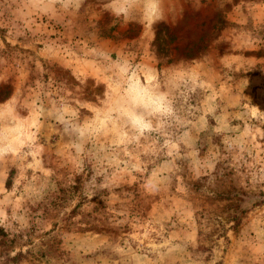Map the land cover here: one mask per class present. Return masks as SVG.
<instances>
[{
    "label": "rangeland",
    "instance_id": "374dc122",
    "mask_svg": "<svg viewBox=\"0 0 264 264\" xmlns=\"http://www.w3.org/2000/svg\"><path fill=\"white\" fill-rule=\"evenodd\" d=\"M171 2L182 11L161 23L171 47L187 46L157 54L153 32L115 19L105 0L67 24L0 0V104L22 118L0 155V264H264V0ZM109 57L145 81L191 63V150L170 157L162 136L137 146L108 133L87 155L71 147L53 110L96 112ZM100 146L110 165L92 160Z\"/></svg>",
    "mask_w": 264,
    "mask_h": 264
},
{
    "label": "clouds",
    "instance_id": "9594fccd",
    "mask_svg": "<svg viewBox=\"0 0 264 264\" xmlns=\"http://www.w3.org/2000/svg\"><path fill=\"white\" fill-rule=\"evenodd\" d=\"M27 3L34 12L67 24L78 16L86 0H27ZM103 8L115 19L125 24L137 23L153 34L155 25L174 22L182 11L171 0H105ZM97 55L103 58L108 54L101 51ZM109 60L112 85L103 93L96 112L83 120L70 103H60L53 110V117L71 147L87 155L89 145L95 147L96 139L108 133L114 140L122 139L125 145L137 146L154 136H162L170 157H179L181 148L191 150L193 116L188 103V96L194 91L191 63L181 61L164 69L157 68L153 80L145 81L132 62L110 57ZM215 118L219 121V117ZM21 120L14 105L7 101L0 104V155L5 153L8 137ZM91 157L100 167L110 165L115 159L104 146L91 152ZM164 167L171 171L174 161L169 160ZM153 172L160 175L156 169ZM95 180L93 175L85 183L92 185ZM148 187L158 190L154 182H149Z\"/></svg>",
    "mask_w": 264,
    "mask_h": 264
},
{
    "label": "trees",
    "instance_id": "16d2710c",
    "mask_svg": "<svg viewBox=\"0 0 264 264\" xmlns=\"http://www.w3.org/2000/svg\"><path fill=\"white\" fill-rule=\"evenodd\" d=\"M177 40L176 35H174V29L169 27L168 25L164 23H159L155 27L154 31V40L153 45L155 48L156 53H168L169 50H182L185 49L187 44L182 46L181 48H177L176 46H172L171 44L174 43ZM189 44V43H188ZM199 42H191L190 51H196V49L199 48ZM194 54H186L185 56H182L183 58H190Z\"/></svg>",
    "mask_w": 264,
    "mask_h": 264
}]
</instances>
